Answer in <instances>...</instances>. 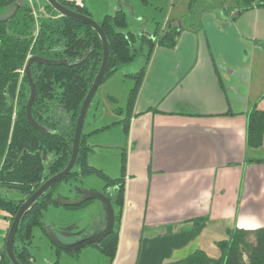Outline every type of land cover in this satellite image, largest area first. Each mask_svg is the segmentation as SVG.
<instances>
[{
  "label": "crops",
  "instance_id": "1",
  "mask_svg": "<svg viewBox=\"0 0 264 264\" xmlns=\"http://www.w3.org/2000/svg\"><path fill=\"white\" fill-rule=\"evenodd\" d=\"M232 6L204 10L172 49L150 52L119 144L124 203L113 264H166L196 249L218 257L228 230L264 227V140L245 145L247 113L264 111V8L232 18ZM95 209L78 238L104 230ZM83 255L107 264L92 246Z\"/></svg>",
  "mask_w": 264,
  "mask_h": 264
},
{
  "label": "trees",
  "instance_id": "2",
  "mask_svg": "<svg viewBox=\"0 0 264 264\" xmlns=\"http://www.w3.org/2000/svg\"><path fill=\"white\" fill-rule=\"evenodd\" d=\"M58 1L64 7L90 17L82 3L75 0ZM0 8L3 9L0 16V209L9 218V228L21 203L45 180L67 165L81 104L100 67L102 45L95 30L60 16L45 0H0ZM254 8H264V0H234L229 11L234 18ZM98 24L109 46L105 79L120 65L142 53L144 47L147 48V53L143 54V64L129 75L134 85L128 93L126 116L112 123H123L126 133L127 115L132 108L150 52L155 45L172 49L182 29L174 24L162 25L156 22L151 35L125 32L121 30L126 26L125 14L121 10L105 15ZM135 42H138L137 46ZM261 44L264 45V42ZM30 57L59 62L30 65L35 86L31 116L38 128L29 123L25 112L29 85L23 71ZM119 110L117 107L114 112L119 113ZM246 123V147H260L264 140V111L253 107L247 113ZM87 135L82 133L75 166L62 180L91 173L103 179L102 192L113 207L115 222L109 234L99 243L90 246L106 258L107 264H113L124 203V156L121 157L119 175L108 177L102 170L88 164L86 157L92 147L87 144ZM57 183L39 198L19 223L14 253L21 264H36L27 245L31 243L33 227L45 228L43 211L51 204L59 205L53 197ZM6 189L18 191L22 197L9 198ZM216 246L218 257H210L202 249H196L190 255L166 264H264V227L228 230L227 238L218 241ZM60 251L63 250L55 247L56 253ZM79 251L65 252L75 255ZM0 264H11L4 246L0 250Z\"/></svg>",
  "mask_w": 264,
  "mask_h": 264
},
{
  "label": "rangeland",
  "instance_id": "3",
  "mask_svg": "<svg viewBox=\"0 0 264 264\" xmlns=\"http://www.w3.org/2000/svg\"><path fill=\"white\" fill-rule=\"evenodd\" d=\"M35 1V0H34ZM82 3L93 21L100 23L104 15L121 10L125 14L126 26L122 31H131L137 35L140 32L152 34L156 22L174 24L178 28H188L198 24L202 12L212 8L232 6L234 0H75ZM3 9L0 8V16ZM138 45V42H135ZM147 48L133 60L120 65L97 89L84 120L82 132L87 135L88 143L93 147L87 154L88 164L102 170L108 177L114 178L120 172L121 149L119 144L124 139L122 123L112 124L106 129L94 132L103 125L111 124L113 120L126 116V102L134 80L128 74L135 72L144 62ZM24 74V73H23ZM114 98V99H112ZM115 100V101H114ZM119 107V113L114 109ZM258 156H264L259 154ZM104 184L101 176L96 173L69 177L57 183L53 192L54 199L68 198L74 200L77 192L85 187L101 188ZM99 192V191H96ZM9 198L20 199L21 194L12 189H6ZM102 207L98 200H91L85 205L68 208L61 205H49L43 211L42 221L45 228L38 226L32 229L31 243L27 245L28 252L34 257L36 264H97V260L88 255L78 260V253L73 255L65 251L55 252V244L51 240L54 235L64 244L74 243L79 234H88L96 217L95 208ZM7 214L0 209V250L5 243L8 231ZM82 239V237L78 238ZM85 253V252H84Z\"/></svg>",
  "mask_w": 264,
  "mask_h": 264
},
{
  "label": "water",
  "instance_id": "4",
  "mask_svg": "<svg viewBox=\"0 0 264 264\" xmlns=\"http://www.w3.org/2000/svg\"><path fill=\"white\" fill-rule=\"evenodd\" d=\"M45 1L55 11H57L60 16L71 19L76 22H79L81 24L87 25L96 31V33L98 34L100 38V42L102 45V59H101L99 70L97 74L95 75L94 80L91 83L83 99L80 110H79V114H78L75 128H74L71 155H70V159L67 165L59 173L45 180L31 195H29L21 203V205L19 206L17 212L15 213L12 219V222L8 228V231L5 237L4 249H5V254L8 257L11 264H21L16 259L15 253H14L15 235H16L19 223L22 221V219L24 218L28 210H30L35 205V203L39 200V198H41L45 194V192L48 189H50L54 184H56L58 181L62 180L63 178L67 177L75 166L78 152H79V143H80L81 135L83 133L82 129H83L84 120L87 114V110L89 108V105L97 89L103 83L105 79V72L107 70V64H108L109 46H108L106 36L103 30L101 29L100 25L97 22L93 21V19H91L89 16L74 12L64 7L58 0H45ZM32 63L58 64L59 62H52V61H48V60H45L39 57H30L24 67L23 73L26 76V79L29 85V97H28V100L25 106L26 117L32 126L38 128V126L35 124L31 116V108H32L34 98H35V86H34V83L31 77V72H30V65ZM78 193L80 196L74 200L60 198V199H55V201L63 207H77V206H80L86 203L87 201L98 200L105 214L106 226L104 230H102L101 232L90 235L88 237L80 239L71 244H64L60 242L54 235H51V240L53 241L55 246L60 248L63 251L81 250L82 248L88 247L94 243H99L107 234H109L113 230V227H114V222H115L114 210H113V207L111 206V203L108 197L103 192H96L92 190L83 189L79 191Z\"/></svg>",
  "mask_w": 264,
  "mask_h": 264
}]
</instances>
